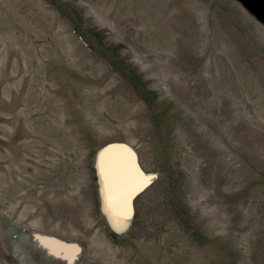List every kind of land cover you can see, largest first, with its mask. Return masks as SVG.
Listing matches in <instances>:
<instances>
[{"label": "rangeland", "instance_id": "obj_1", "mask_svg": "<svg viewBox=\"0 0 264 264\" xmlns=\"http://www.w3.org/2000/svg\"><path fill=\"white\" fill-rule=\"evenodd\" d=\"M102 150L117 196L151 178L123 228ZM0 264H264V22L239 0H0Z\"/></svg>", "mask_w": 264, "mask_h": 264}, {"label": "bare ground", "instance_id": "obj_2", "mask_svg": "<svg viewBox=\"0 0 264 264\" xmlns=\"http://www.w3.org/2000/svg\"><path fill=\"white\" fill-rule=\"evenodd\" d=\"M119 159H120V157H119ZM98 161H99V172H100V176H101V182H102L101 186H102V192H103V198H104L105 205L108 206L117 215L122 217V214L127 213L128 217H129V214L131 212V210H129V199L127 200V205L125 206V204H124L125 192H123V193L121 192L120 195L118 194L119 196H117L115 194L116 191L113 188V181H115L114 180L115 171H113V168L110 165L111 160L110 161L108 160V157H107L104 150L101 151L99 158H98ZM118 164H120V163H118ZM127 174L128 173H126V176L124 175V178L127 177ZM118 175H121V173ZM116 178H117V176H116ZM127 179H129V178H127ZM118 190H119V188H118Z\"/></svg>", "mask_w": 264, "mask_h": 264}, {"label": "snow or ice", "instance_id": "obj_3", "mask_svg": "<svg viewBox=\"0 0 264 264\" xmlns=\"http://www.w3.org/2000/svg\"><path fill=\"white\" fill-rule=\"evenodd\" d=\"M151 182V178L145 179V180H136L131 182H126L125 184V198H124V204L127 205V200L130 198L131 192L136 191L137 189L142 190L143 187L147 186L148 183ZM128 219L127 213L122 214V217L120 218L121 228L124 227ZM54 243V242H53ZM50 245L48 243H45V247H49ZM77 249L74 247H65L64 248V259L66 261H74L75 256L77 254ZM55 255H60L59 252H54Z\"/></svg>", "mask_w": 264, "mask_h": 264}, {"label": "water", "instance_id": "obj_4", "mask_svg": "<svg viewBox=\"0 0 264 264\" xmlns=\"http://www.w3.org/2000/svg\"><path fill=\"white\" fill-rule=\"evenodd\" d=\"M250 12H252L254 15H256L261 21L264 22V0H239ZM121 147L124 148L125 150H129L132 152V150L130 148H128L127 146H125L124 144H110L107 147ZM106 147V148H107ZM133 156L134 153H133ZM136 163V160H135ZM137 169L139 170V167L136 163ZM140 172V171H139ZM143 180L144 177L142 176ZM140 189H137L136 191L131 192L130 198H129V210H132V198L133 196L139 191Z\"/></svg>", "mask_w": 264, "mask_h": 264}, {"label": "trees", "instance_id": "obj_5", "mask_svg": "<svg viewBox=\"0 0 264 264\" xmlns=\"http://www.w3.org/2000/svg\"><path fill=\"white\" fill-rule=\"evenodd\" d=\"M78 34L83 38V40L87 41L85 35L81 32V31H78V29H76Z\"/></svg>", "mask_w": 264, "mask_h": 264}]
</instances>
